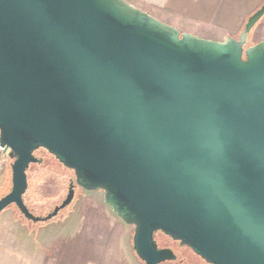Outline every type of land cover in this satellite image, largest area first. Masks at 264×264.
<instances>
[{"label":"water","instance_id":"obj_1","mask_svg":"<svg viewBox=\"0 0 264 264\" xmlns=\"http://www.w3.org/2000/svg\"><path fill=\"white\" fill-rule=\"evenodd\" d=\"M181 32L126 0H0V148L16 205L46 222L75 187L134 225L144 264L177 258L161 232L209 264H264V40ZM46 149L75 180L36 216L27 171Z\"/></svg>","mask_w":264,"mask_h":264},{"label":"rangeland","instance_id":"obj_2","mask_svg":"<svg viewBox=\"0 0 264 264\" xmlns=\"http://www.w3.org/2000/svg\"><path fill=\"white\" fill-rule=\"evenodd\" d=\"M261 40H264V17L249 34L248 44ZM35 155L43 161L31 164L27 171L28 189L24 200L33 214L46 216L67 197L75 173L46 149H38ZM0 158L6 160L9 170L2 197L12 186L13 159L4 149L0 151ZM0 225L7 236L20 239L33 249L42 264H144L134 249V225L113 211L104 201L102 190L89 191L76 186L73 201L46 222L28 220L16 205H11L0 214ZM156 240L160 247L173 249L189 263L206 264L192 249L161 232L156 234ZM161 264L180 263L177 260Z\"/></svg>","mask_w":264,"mask_h":264},{"label":"crops","instance_id":"obj_3","mask_svg":"<svg viewBox=\"0 0 264 264\" xmlns=\"http://www.w3.org/2000/svg\"><path fill=\"white\" fill-rule=\"evenodd\" d=\"M181 32L213 40L237 36L246 19L264 0H126ZM241 32V31H240ZM0 158V195L7 188L8 169ZM1 197V196H0ZM0 264H42L33 249L7 236L0 225Z\"/></svg>","mask_w":264,"mask_h":264},{"label":"flooded vegetation","instance_id":"obj_4","mask_svg":"<svg viewBox=\"0 0 264 264\" xmlns=\"http://www.w3.org/2000/svg\"><path fill=\"white\" fill-rule=\"evenodd\" d=\"M173 250V249H172ZM174 251V250H173ZM175 252V251H174ZM195 253V252H194ZM177 258L175 260H171V261H177L180 263V264H192V263H189L185 260V258H179L178 254L175 252ZM196 254V253H195ZM197 255V254H196ZM199 256V255H198ZM200 257V256H199ZM206 264H209L207 263L202 257H200ZM168 262V261H166ZM165 263V262H164Z\"/></svg>","mask_w":264,"mask_h":264},{"label":"built area","instance_id":"obj_5","mask_svg":"<svg viewBox=\"0 0 264 264\" xmlns=\"http://www.w3.org/2000/svg\"><path fill=\"white\" fill-rule=\"evenodd\" d=\"M3 149L2 148H0V151H2Z\"/></svg>","mask_w":264,"mask_h":264}]
</instances>
